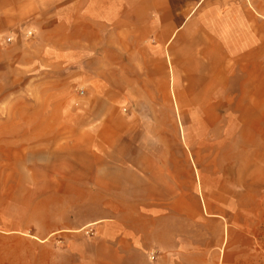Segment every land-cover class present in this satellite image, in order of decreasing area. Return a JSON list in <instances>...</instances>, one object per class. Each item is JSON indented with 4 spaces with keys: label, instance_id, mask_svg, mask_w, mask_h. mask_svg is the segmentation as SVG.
Masks as SVG:
<instances>
[{
    "label": "rangeland",
    "instance_id": "1",
    "mask_svg": "<svg viewBox=\"0 0 264 264\" xmlns=\"http://www.w3.org/2000/svg\"><path fill=\"white\" fill-rule=\"evenodd\" d=\"M46 39L45 29L28 22L0 28V131L14 127L27 133L32 127L2 124L11 118L21 122L34 113L38 123L41 117L52 118L51 125H36L37 135H49L47 141H37L36 157H30L28 147L14 157L0 156V264H78L82 254L84 264H92L88 256L98 230L85 225L99 215H108L99 224L112 233L101 243L105 250L126 247L132 264H156L162 255L156 236L163 216L166 225H177L181 239L192 231L190 213L201 215L197 229L202 228L200 218L220 220L207 215V196L215 209L227 208L223 223L229 231L239 227L238 212L245 216L246 250L264 264V219L256 216L264 214V205H253L257 197L264 200V187L254 188L251 163L241 171L246 158L236 154L237 143L228 140L231 135L220 137L222 126L216 131V126L198 123L205 112L219 117L231 110L211 112L189 108L178 99L176 103L168 72L149 78L152 100H142L139 107L125 96L120 77L118 85L113 84L117 102L111 109L98 108L91 103L94 82L82 71L83 62L77 66L46 60ZM186 80L180 79L182 90L188 88ZM136 89L146 91L147 85ZM110 115L117 131L114 144L103 124ZM86 134L96 138L89 150L83 148ZM89 163L114 165L122 188H96L93 172H84L82 183H69L76 175L71 171ZM99 197L110 198L112 204L98 203ZM58 229L68 231L46 239ZM207 235L214 245L216 238Z\"/></svg>",
    "mask_w": 264,
    "mask_h": 264
},
{
    "label": "crops",
    "instance_id": "2",
    "mask_svg": "<svg viewBox=\"0 0 264 264\" xmlns=\"http://www.w3.org/2000/svg\"><path fill=\"white\" fill-rule=\"evenodd\" d=\"M26 22L46 30L45 45H50L45 48L46 60L77 66L83 62L82 71L94 82L91 103L98 108L111 109L117 102L113 84L118 85L120 77H124L125 96L139 107L142 100L152 98L149 78L168 72L173 76L176 103L185 101L189 108L211 112L231 110L219 117L205 112L198 123L216 126V131L222 126L220 137L231 135L228 140L237 143L236 154L246 158L241 171L251 163L254 188L264 187V0H0V28H19ZM181 77L187 78L186 90L181 89ZM138 84H146V91L134 90ZM114 119L110 115L103 122L113 144L117 138ZM21 123L32 127L27 133L16 132L14 127L0 131V156L14 157L28 147L30 157H36L37 141L42 137L47 141V133L37 135L35 113L21 122L11 118L2 124ZM38 124L51 125L52 118L41 117ZM94 141L92 134H86L83 148L92 149ZM79 167L71 171L76 175L69 183H82L83 173L93 172L96 175L91 181L96 188H122L114 165L89 163ZM99 198L98 203L104 206L112 204L110 198ZM220 202L223 205L225 200ZM204 205L208 216L220 220L200 218L202 228L197 229L201 215L190 213L193 228L188 239L179 238L177 225H166L163 216L156 236L162 255L156 264H261L254 259V252L246 250L245 216L238 212L239 227L229 231L223 223L227 208L215 209L208 196ZM253 205L261 207L264 200L257 197ZM109 210L112 215V208ZM107 216L99 215L85 225L98 230L89 260L92 264H132L126 247L105 250L102 246L112 237L99 224ZM170 216H175L174 212ZM256 216L264 219L263 213ZM64 231L68 230L52 231L46 239ZM207 233L216 238L214 245L207 240ZM85 259L82 254L78 264H84Z\"/></svg>",
    "mask_w": 264,
    "mask_h": 264
}]
</instances>
